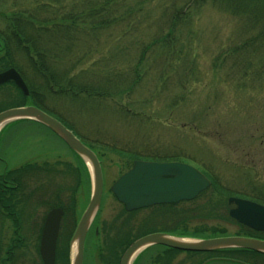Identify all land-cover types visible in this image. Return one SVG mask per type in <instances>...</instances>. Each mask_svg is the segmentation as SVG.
Returning <instances> with one entry per match:
<instances>
[{
    "label": "rangeland",
    "instance_id": "obj_1",
    "mask_svg": "<svg viewBox=\"0 0 264 264\" xmlns=\"http://www.w3.org/2000/svg\"><path fill=\"white\" fill-rule=\"evenodd\" d=\"M42 2L0 0V30L7 17L34 9ZM184 3L185 0L147 3L131 26L123 24L111 28L107 34H99L94 41L96 51L70 75L85 71L99 84L104 75H132L142 47L166 34L167 25L160 20L161 16L184 7ZM189 18L187 26L179 25L174 32L175 41L164 47L158 45L146 54L145 62L138 67L142 80L130 98L126 99L123 93L114 100L83 96L61 102L48 96L45 101L50 110L46 112L66 121L74 135L95 154L100 166L101 199L85 238L82 264L116 261L118 264L120 250L139 235L160 233L198 240L180 235L215 227L224 229L227 236H234L239 227L228 218L231 206L227 205V199L264 200V85L260 86L264 72L254 64L246 74L239 72L236 69L247 60L226 55L227 49L237 42L240 30L237 18L210 4L193 11ZM115 57L122 61L121 65L100 69V61L113 63ZM15 96L13 86H2L0 105L11 103ZM123 105L130 109L129 114L121 111ZM110 147L117 151H109ZM126 152L148 162L176 158L201 173L206 172L217 187L208 188L188 202L127 213L109 190L136 161ZM0 159L8 171H18L10 177L20 183L11 201L16 223L8 216L7 221L0 222L3 247L8 250L10 245L14 247L9 250V258L0 254V260H11L10 264H42L37 250L39 232L49 210L60 208L64 214L57 239L62 245L68 239L70 264L73 255L70 240L91 194L88 163L44 126L28 121L0 128ZM1 167L0 172L5 169ZM8 184L9 188L14 187V183ZM164 249L152 246L140 251L130 264H152L154 253ZM208 257V253L168 252L154 261L252 263L240 256L230 260ZM204 259L207 260L202 263ZM56 264L65 262L57 259Z\"/></svg>",
    "mask_w": 264,
    "mask_h": 264
},
{
    "label": "trees",
    "instance_id": "obj_2",
    "mask_svg": "<svg viewBox=\"0 0 264 264\" xmlns=\"http://www.w3.org/2000/svg\"><path fill=\"white\" fill-rule=\"evenodd\" d=\"M151 1L44 0L34 9L20 11L7 17L5 26L0 30V73L10 68L14 69L21 76L29 94L24 96L11 82L0 85L1 89L2 86L10 84L16 93L11 103L0 105V112L11 108L33 106L48 114L46 111L50 110L45 107L48 96L61 102H63L62 100H78L79 97L83 96L114 100V97L121 96L123 93L126 99L130 98L133 90L142 80L143 76L139 73L138 67L145 62L146 54L153 51L158 45L164 47L172 43L174 32L178 26H187L191 13L206 4H210L220 12L227 13L239 20L240 30L237 34V42L226 51V55L247 60L243 61L241 68L236 70L246 74L254 64L257 65V70L264 72V0H185L184 7L174 9L171 14L164 12V15L161 16L160 20L167 25L166 34L162 37L153 38L148 46L142 47L139 59L134 64L135 71H132V75L118 73L104 75L100 78V84L94 82V76L86 74L85 71H79L77 75H70L87 56L96 51L94 41H97L96 38L99 34L104 32L107 34L115 26H122L123 24H130L131 26L136 14L142 12L144 5ZM102 61H100V69L102 70H108L110 67L122 64L118 57L112 60L113 63L107 61L102 64ZM159 76L161 77L162 74ZM88 78L89 81L86 80ZM263 85L264 79L260 86ZM123 107L126 109L121 111L126 115L131 112L127 106L123 105ZM56 120L72 132V127L66 121L60 117ZM82 143L84 144L83 141ZM108 150L117 151L112 147ZM126 154L134 157L133 160H138L137 155L128 152ZM151 162H179V160L176 158H159L153 159ZM17 172L9 171L7 175L12 176ZM203 174L211 181L210 187L215 189L217 186L214 180L206 172ZM19 185L20 183L14 182V187L10 193L19 188ZM220 191L222 192V190ZM9 200L8 217L13 218L11 210L13 208V194L9 195ZM251 200L264 205L262 199L251 198ZM13 222L16 223L14 218ZM236 224L239 230L234 236L264 239V232H255L238 223ZM206 229L197 230L192 234H181L180 237L209 239L227 236L224 229L215 227H207ZM139 237L141 236L139 235L137 238ZM68 238L70 237L68 236ZM136 239L130 240L120 250V255ZM67 244L68 239L63 242V245L57 239L54 264H56L57 259H63L65 264H69ZM13 247L14 244L10 245L9 250H12ZM167 250L168 252H177L172 249ZM10 252L8 251L6 258L10 257ZM207 253L209 254L208 258L221 259H238L239 256L250 259L254 256L264 257V254L241 249ZM7 261L9 264L12 262L6 259V261L0 260V264H7ZM251 262V264H262V261Z\"/></svg>",
    "mask_w": 264,
    "mask_h": 264
},
{
    "label": "water",
    "instance_id": "obj_3",
    "mask_svg": "<svg viewBox=\"0 0 264 264\" xmlns=\"http://www.w3.org/2000/svg\"><path fill=\"white\" fill-rule=\"evenodd\" d=\"M13 83L24 96L28 89L21 76L12 68L0 73V85ZM20 120L36 122L55 136L78 157L88 162L91 171V194L88 204L72 234L70 245L75 244V255L70 264H82L84 240L90 223L100 204L102 178L95 154L66 129L59 121L33 106L17 107L0 112V128ZM210 181L191 165L180 162L134 161L110 187V193L126 212L157 205H170L191 201L210 186ZM227 204L233 207L228 216L238 224L255 232H264V206L230 197ZM62 210L51 209L45 216L39 242V256L43 264H54L55 247ZM161 246L180 252L206 253L211 251L241 249L264 254V241L237 236L200 240L175 238L153 233L138 238L123 252L118 264H130L141 250Z\"/></svg>",
    "mask_w": 264,
    "mask_h": 264
},
{
    "label": "flooded vegetation",
    "instance_id": "obj_4",
    "mask_svg": "<svg viewBox=\"0 0 264 264\" xmlns=\"http://www.w3.org/2000/svg\"><path fill=\"white\" fill-rule=\"evenodd\" d=\"M0 166H2V167L4 166V168H5V169L1 170V172H0V222L3 223L5 220L7 221V218L6 217L8 216L7 208L9 207V205H8L9 195L10 194H13V193H10L11 192L10 189H13V188H9V184L8 183L13 184L15 179L14 178H11L9 175H7V173L10 170L9 171L7 170L6 163L3 160H1V159H0ZM12 192H14V191H12ZM236 198L245 199V200H248V201L257 203L254 200H251V198H242V197H236ZM257 204L264 206L263 204H260V203H257ZM122 208H123V206H122ZM62 212L64 214V211L63 210H62ZM61 219H62V217H61ZM60 223H61V221H60ZM42 228H43V226H42ZM89 229L87 231V234L89 232ZM2 232H3V230H2ZM41 232H42V229L39 232L40 233L39 236H41ZM87 234H86V236H87ZM237 237L250 238V237H246V236H237ZM0 239H2V240H0V254H4L5 255V254H7V252L9 250L7 248H4L3 247V236L1 235V232H0ZM252 239H256V238H252ZM39 240H40V237H39ZM257 240L264 241V239H257ZM165 255H168V250L167 249H164V251H161V252L154 253V255L152 256L153 257L152 258L153 259L152 264H156L157 261H154V260H156V259L159 260L162 256H165ZM243 258L246 259V260L247 259L248 260L250 259V258H247V257H243ZM206 260L207 259H204L202 261V263L205 262ZM249 261H253V262H255V261H262V264H264V257H262V256L261 257L260 256H254V258L250 259Z\"/></svg>",
    "mask_w": 264,
    "mask_h": 264
},
{
    "label": "bare ground",
    "instance_id": "obj_5",
    "mask_svg": "<svg viewBox=\"0 0 264 264\" xmlns=\"http://www.w3.org/2000/svg\"><path fill=\"white\" fill-rule=\"evenodd\" d=\"M85 163H88L84 158L82 159ZM90 197V196H89ZM72 254L73 256L75 255V244H73V247H72Z\"/></svg>",
    "mask_w": 264,
    "mask_h": 264
}]
</instances>
